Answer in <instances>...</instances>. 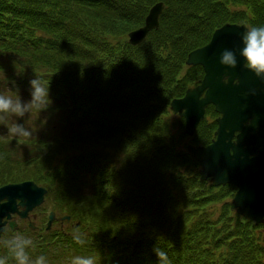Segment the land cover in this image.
Returning a JSON list of instances; mask_svg holds the SVG:
<instances>
[{"label": "trees", "instance_id": "16d2710c", "mask_svg": "<svg viewBox=\"0 0 264 264\" xmlns=\"http://www.w3.org/2000/svg\"><path fill=\"white\" fill-rule=\"evenodd\" d=\"M158 1L157 29L137 45L117 40L115 25L137 29ZM225 23L264 26V0H0V86L27 102L37 75L52 101L18 120L30 137L0 123V187L32 179L47 189L38 230L20 218L7 228L33 239V258L158 264V245L171 264H264V223L232 211L236 188L201 180L188 152L215 138L214 107L192 136L170 108L203 78L188 54ZM50 211L71 220L46 231Z\"/></svg>", "mask_w": 264, "mask_h": 264}, {"label": "water", "instance_id": "95a60500", "mask_svg": "<svg viewBox=\"0 0 264 264\" xmlns=\"http://www.w3.org/2000/svg\"><path fill=\"white\" fill-rule=\"evenodd\" d=\"M164 2L151 6L145 23L129 32V43L143 42L151 30L159 27ZM246 24L225 23L216 28L205 45L192 50L188 66L200 65L204 70L199 83L170 103L172 112L185 121V133L192 136L212 105L218 114L215 138L208 145H188V152L200 166V179L216 185L232 184L237 192L231 209L255 224L264 222V81L246 67L237 51L235 69L223 66L220 55L224 49L243 47L242 34ZM47 190L34 181L8 183L0 187V233L6 226H18L17 215L29 214L45 202ZM56 219L51 212L47 230ZM69 221V216L62 218ZM29 227L35 228L34 221Z\"/></svg>", "mask_w": 264, "mask_h": 264}, {"label": "clouds", "instance_id": "9594fccd", "mask_svg": "<svg viewBox=\"0 0 264 264\" xmlns=\"http://www.w3.org/2000/svg\"><path fill=\"white\" fill-rule=\"evenodd\" d=\"M241 38L243 47L237 50L224 49L220 55V63L235 69L238 64V51L246 61L245 67L264 81V26H247ZM49 88V84L36 75L30 81L29 101L25 102L21 97L14 99L7 93H0V123L7 127L8 136L27 138L32 135V132L18 123V120L34 111L48 110L52 103ZM13 117L17 118V121L9 123ZM72 236L77 244H84V234L79 229H74ZM0 247L6 250V254L0 256V264H9V261H13L14 264H48L47 257L39 255L33 258L30 255V250L35 247L31 237L18 231L8 235L7 227L0 233ZM153 251L158 258V264H171L164 249L157 245ZM71 264H96V260L92 256H75Z\"/></svg>", "mask_w": 264, "mask_h": 264}, {"label": "rangeland", "instance_id": "374dc122", "mask_svg": "<svg viewBox=\"0 0 264 264\" xmlns=\"http://www.w3.org/2000/svg\"><path fill=\"white\" fill-rule=\"evenodd\" d=\"M102 18H103L102 15H97L96 17H93L92 19L98 21V20H100V19H102ZM113 28H114V30H115L113 34H115L117 40H119V41H123V40H125V39L128 40V34H129L128 31L123 30L119 25H115ZM114 41H116V40H114ZM2 83H3V81H2ZM8 88H9V87H7V90H6V88H4L3 85H1V86H0V93H7V94L11 95V93L8 91ZM22 92H24V91H22ZM11 96L15 99V97H14L13 95H11ZM16 97H17V96H16ZM206 110H207V109H206ZM29 115H30V118L32 119V118H33V114H29ZM84 132H86V133H90V132H92V131H91V130H85ZM27 180H28V181H34V180H32V179H27ZM25 181H26V180H25ZM13 183H17V182H13ZM39 210H40V208L37 209V212H35V210L32 211V212L30 213V215H33V214H37V213H39ZM36 216H37V215H36ZM36 218H37V217H36ZM69 218H71V217H69ZM15 219H16V218H15ZM69 221H70V219H69Z\"/></svg>", "mask_w": 264, "mask_h": 264}, {"label": "flooded vegetation", "instance_id": "af4514ba", "mask_svg": "<svg viewBox=\"0 0 264 264\" xmlns=\"http://www.w3.org/2000/svg\"><path fill=\"white\" fill-rule=\"evenodd\" d=\"M214 139V138H213ZM212 139V140H213ZM212 142V141H211ZM232 185V184H231ZM232 186H234V185H232ZM235 188H236V191H235V194H236V192H237V187L236 186H234ZM235 194H234V196H235ZM234 196L231 198V200H230V205H231V202H232V200H233V198H234ZM232 211H236V210H232ZM237 212V211H236ZM240 215V214H239ZM264 223V222H263Z\"/></svg>", "mask_w": 264, "mask_h": 264}]
</instances>
